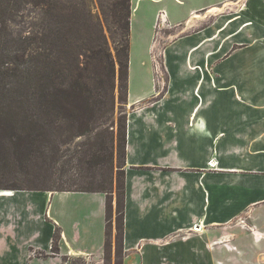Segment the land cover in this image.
I'll use <instances>...</instances> for the list:
<instances>
[{
  "label": "crops",
  "instance_id": "obj_1",
  "mask_svg": "<svg viewBox=\"0 0 264 264\" xmlns=\"http://www.w3.org/2000/svg\"><path fill=\"white\" fill-rule=\"evenodd\" d=\"M131 4L143 59L140 89H131L128 103L135 109L128 113L124 264H264V186L240 173L264 170V0ZM217 11L218 20L188 33L200 13ZM160 25L183 28L164 55L186 58L188 73L172 72L157 101L151 50ZM215 56L250 58L260 71L230 72L217 63L212 78ZM229 77L247 81L229 87ZM187 90L190 99L178 101ZM107 197L0 188V264H112Z\"/></svg>",
  "mask_w": 264,
  "mask_h": 264
},
{
  "label": "trees",
  "instance_id": "obj_2",
  "mask_svg": "<svg viewBox=\"0 0 264 264\" xmlns=\"http://www.w3.org/2000/svg\"><path fill=\"white\" fill-rule=\"evenodd\" d=\"M131 6V0H112L104 10L112 19L113 28L107 24V30L114 51L101 19L84 0H0V188L106 193L108 259L116 181V264H124ZM27 9L38 11V21L25 19L15 32L11 25ZM78 138L84 141L75 151L74 167L82 183L71 177L50 188L29 177L18 179L19 173L53 172L63 148ZM59 238L55 233L56 254Z\"/></svg>",
  "mask_w": 264,
  "mask_h": 264
},
{
  "label": "rangeland",
  "instance_id": "obj_3",
  "mask_svg": "<svg viewBox=\"0 0 264 264\" xmlns=\"http://www.w3.org/2000/svg\"><path fill=\"white\" fill-rule=\"evenodd\" d=\"M84 1L86 2L88 8L91 9L92 12L101 19L102 24L105 27L106 33L109 35V31L107 30V24L110 25L112 28H113V24H112V19L109 13L106 12L107 15H104V10L106 11L108 10L107 7L110 5L112 0H84ZM37 12L38 11L35 9L25 10V17L24 18L19 17L18 18L19 21L11 25L12 29H14L15 32H20L19 30H21L22 27L26 24V23L25 24L23 23L25 19L28 22L38 21ZM200 14L201 16L196 18V20L193 22L195 26H193V28H190L188 33L191 32L190 30H192L193 32L200 30L202 27L206 26L210 21L214 22L218 20V17L220 16V11L211 13V16H209V14H204V15L202 13ZM177 29L180 30L179 32L183 31V28L181 30V27L172 28L167 25L158 26L154 42H152L151 55H152V58H153L152 61L155 67L153 78H154V83L156 84L157 90L161 91L160 94H158L154 98L157 101L163 99L164 96L168 93L169 82H170L171 77L173 76L172 72H175V74L179 72L188 73L187 69L184 67L186 58L185 59H175V60L171 59V60L166 61L167 59L164 55L165 49L166 50L168 49V47L172 44L173 40L176 38V35H178ZM131 38H132V41H131L132 52H131V58H130V71L131 72L129 76V81H130V92L132 89V92L136 93L140 89V80H139L140 73L139 72H140V62H141V59H143V53L141 52V46H140L141 42L139 40V33H137L136 28L134 31H132V28H131ZM112 41L113 39L110 37V45H111L112 50H114V44ZM171 56L172 54H170V58ZM223 59L224 57L215 56L210 61V68H211L210 71L213 73L212 78L215 77L214 69L216 68L217 63L218 64L221 63V67L223 66L224 69H227L230 72L232 70H235V71L252 70L256 72L260 71V68L258 66L256 67L249 66L248 62H250V58L229 57L228 60L222 62ZM261 69H264V68L261 67ZM225 80L226 81L224 82L226 83L224 84H226L229 87L233 86L234 88L236 87L240 88L241 86L245 85L247 81L246 79H238L234 77H229ZM184 88L188 89L187 85L184 86ZM190 95L191 94L188 93V90L187 92L181 91L180 95L177 96L176 99L178 101L182 100V102H186L188 99H190L191 97ZM127 105L128 106L126 107L127 109L126 112L128 114L130 111H133L135 108L130 107L129 104ZM119 110H120V103L118 102L116 115H115V126L113 127L116 134H117V130L119 128V122H120L119 121L120 120ZM83 141H84L83 138H78L76 139L74 143H70L69 145H66V147L63 148V151L64 150L65 151L60 153L59 159L57 160V164H55V168L53 169V172L49 174L47 173L44 175L38 174L36 172H32L28 176H25L24 174L19 173L18 179H25L26 177H29L37 182H41L40 184L42 186L50 187V188H55V187L59 188L62 184H65L64 183L65 180H70L69 178L71 177H76L77 182L82 183V178L77 175L78 171L76 170V167L74 166L76 165V161H77L75 157L76 155L75 151L78 150L79 148L78 144H81V142ZM67 148L70 150L67 151ZM255 162H258V161H255ZM259 162L262 164V166H264V160H259ZM67 163H69V166H68L69 172L66 171L64 173L63 168L67 167ZM255 165H259V164L257 163ZM14 172H17V171H14ZM240 173L246 176L245 181H248L249 183H252V184L264 186V170L260 172H255L254 169H247V170H244V172H240ZM13 176L14 175L12 174V176L10 177L12 178ZM237 176L238 175H235L233 178H237ZM1 178L2 177H0V179ZM232 181H234V179H232ZM117 197H118V190H117V184L115 181L113 193H112V196L110 197L111 204L113 205L112 225L110 224L111 227L109 228L108 236H107L108 241H109V247L107 248V257H108V261H110L112 257V261H113L112 264H116L117 259H118V256H117L118 238H119L118 232L120 230H119V220H118ZM241 224L243 225V227H247L248 229L253 228V226L251 224H248V222L243 224L242 220H241ZM74 261H75L74 262L75 264H81L82 262L80 260H74ZM107 264H110V263L108 262Z\"/></svg>",
  "mask_w": 264,
  "mask_h": 264
},
{
  "label": "bare ground",
  "instance_id": "obj_4",
  "mask_svg": "<svg viewBox=\"0 0 264 264\" xmlns=\"http://www.w3.org/2000/svg\"><path fill=\"white\" fill-rule=\"evenodd\" d=\"M217 9H219L218 7H216V8H214V9H212V11L211 12H214V11H216ZM199 15V14H198ZM200 17V16H199Z\"/></svg>",
  "mask_w": 264,
  "mask_h": 264
},
{
  "label": "built area",
  "instance_id": "obj_5",
  "mask_svg": "<svg viewBox=\"0 0 264 264\" xmlns=\"http://www.w3.org/2000/svg\"><path fill=\"white\" fill-rule=\"evenodd\" d=\"M242 223L245 224L246 222L244 220H242ZM197 228V227H196ZM65 264H68V262H65Z\"/></svg>",
  "mask_w": 264,
  "mask_h": 264
}]
</instances>
